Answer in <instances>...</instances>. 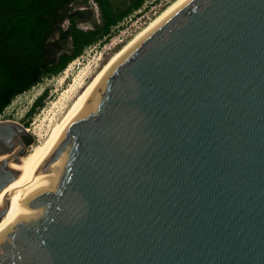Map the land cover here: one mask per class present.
I'll return each mask as SVG.
<instances>
[{
  "label": "water",
  "instance_id": "95a60500",
  "mask_svg": "<svg viewBox=\"0 0 264 264\" xmlns=\"http://www.w3.org/2000/svg\"><path fill=\"white\" fill-rule=\"evenodd\" d=\"M26 137L0 121V191ZM0 264H264V0H184L119 56L21 179Z\"/></svg>",
  "mask_w": 264,
  "mask_h": 264
},
{
  "label": "trees",
  "instance_id": "16d2710c",
  "mask_svg": "<svg viewBox=\"0 0 264 264\" xmlns=\"http://www.w3.org/2000/svg\"><path fill=\"white\" fill-rule=\"evenodd\" d=\"M90 1L98 8V19L74 9L88 7ZM148 1L130 0L116 7L110 0H0V117L17 96L60 74L86 48L107 42ZM79 21L89 27L82 28ZM44 96L34 101L27 119L42 106ZM25 142L30 145L31 138Z\"/></svg>",
  "mask_w": 264,
  "mask_h": 264
},
{
  "label": "rangeland",
  "instance_id": "374dc122",
  "mask_svg": "<svg viewBox=\"0 0 264 264\" xmlns=\"http://www.w3.org/2000/svg\"><path fill=\"white\" fill-rule=\"evenodd\" d=\"M110 1L116 7H121L125 2H130V0ZM173 1L150 0L146 2L140 10L126 18L114 29L113 35L110 36L107 42L86 48L83 54L68 64L60 74L43 79L39 84L12 101L4 110L0 121H12L22 126H25V122L28 123V127L25 128H28L27 137L31 138V144L26 145L24 155L19 159L20 162L28 159L45 141L53 126L63 118L80 92L101 67L140 29ZM90 4L88 7H94L95 5L91 1ZM87 5L84 4V7ZM81 27L87 28L88 25L81 24ZM115 37H117L118 44L110 50H105L103 46ZM44 94L42 106L27 119L26 114L34 101Z\"/></svg>",
  "mask_w": 264,
  "mask_h": 264
},
{
  "label": "bare ground",
  "instance_id": "6f19581e",
  "mask_svg": "<svg viewBox=\"0 0 264 264\" xmlns=\"http://www.w3.org/2000/svg\"><path fill=\"white\" fill-rule=\"evenodd\" d=\"M184 0H174L171 2L166 8H164L159 14H157L152 20L146 24L142 29H140L128 42L123 45L120 50H118L115 55L106 63L104 64L101 69L95 74V76L89 81V83L83 88L80 92L70 109L66 112L63 118L57 122L51 131L49 132L45 141L37 148V150L26 160L20 162V158L24 155H21L15 160H9L7 163V168L15 173H17L16 179L4 187L0 191V212L3 209L4 203L7 199L11 198V202L4 212L2 219L0 221V236L5 225L11 204L19 187L21 179L26 175V173L32 168V166L37 162L49 144L52 142L54 137L56 136L57 132L69 116L72 109L75 105L79 102V100L83 97L89 87L102 75V73L119 57L121 56L130 46H132L137 40H139L144 34H146L154 25H156L161 19H163L168 13H170L174 8H176L179 4H181ZM16 123V122H15ZM19 124V123H17ZM20 125V124H19ZM28 131V128H26ZM26 154V153H25ZM13 154H3L0 155V163L5 159H9L12 157Z\"/></svg>",
  "mask_w": 264,
  "mask_h": 264
},
{
  "label": "flooded vegetation",
  "instance_id": "af4514ba",
  "mask_svg": "<svg viewBox=\"0 0 264 264\" xmlns=\"http://www.w3.org/2000/svg\"><path fill=\"white\" fill-rule=\"evenodd\" d=\"M74 9H81V10H84V11H86L87 14H89V16H93V17L96 18V19L99 18V11H98V8H97L96 5H94V7H92V6H91V7H87V6H85V7H84V5H82V7H81V6L76 5V6H74ZM79 24H80V25H81V24L89 25L88 23L83 22V21H79ZM66 25H67V22L65 21L63 27H66ZM88 27H89V26H88ZM88 27H87V28H88ZM82 28H83V27H82Z\"/></svg>",
  "mask_w": 264,
  "mask_h": 264
},
{
  "label": "built area",
  "instance_id": "2783aa9c",
  "mask_svg": "<svg viewBox=\"0 0 264 264\" xmlns=\"http://www.w3.org/2000/svg\"><path fill=\"white\" fill-rule=\"evenodd\" d=\"M143 17V16H142ZM118 44L117 37L113 38L107 45H104L105 50H110Z\"/></svg>",
  "mask_w": 264,
  "mask_h": 264
}]
</instances>
